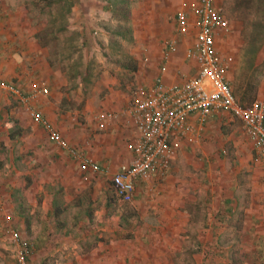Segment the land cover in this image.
<instances>
[{
    "label": "rangeland",
    "instance_id": "374dc122",
    "mask_svg": "<svg viewBox=\"0 0 264 264\" xmlns=\"http://www.w3.org/2000/svg\"><path fill=\"white\" fill-rule=\"evenodd\" d=\"M100 1L101 6L107 4L106 0ZM214 1L223 9L234 35L233 40L224 41L223 47L238 42L234 51H226L232 54L234 64L236 58L241 59V66L233 65L227 74L231 89L234 94L239 90L243 97L249 91V78L255 88L240 103L248 105L257 98L264 101V49L256 68L247 67L243 50L245 25L226 8L225 0ZM69 5L71 11L67 14ZM17 8L25 13L20 20L25 19L31 29L40 32L41 44L49 50L53 63L70 68L69 78L58 88L56 106L64 110L53 111L52 117L46 118L69 142L81 139L82 131L78 133L76 129L88 127L85 118L90 114V99H96L94 87L79 78V72L85 69L81 66L79 70L76 60L60 62L64 55L60 36L65 34L56 36L57 28L76 20L71 12L77 8V0H0V9L6 13ZM112 24L117 26L118 21ZM69 37L71 44L77 46V38ZM124 40L131 41L126 37ZM77 54L78 51L72 58H78ZM72 66L77 67L75 74ZM12 97L7 93L0 95V106L9 103L12 108L10 113L0 111V264H17L16 245L8 233L16 224L21 227L22 238L34 242L30 264H264V203L257 214L253 206L257 192L252 195L245 184L238 191H228L227 179L230 182L231 176L223 174L235 166L236 152L245 153L247 138L238 119L223 111L212 113L198 141L177 150L172 164L176 170L163 192L156 194L145 185L147 195L122 203L115 196L108 175L98 186L92 170L83 169L66 151L57 150L43 128ZM235 97L239 101V95ZM100 98L97 96V100ZM66 112L78 114L80 124L70 123ZM208 122H215L214 126L207 129ZM68 133L71 138L66 137ZM250 148L253 151L251 144ZM58 151L59 158L68 161L75 176L86 173L83 183L69 182L54 158ZM261 166L264 168V160ZM226 198L233 204L229 212H221L220 202ZM7 216L15 219V225L6 221ZM21 219L25 220L23 226ZM38 234L43 238L36 246Z\"/></svg>",
    "mask_w": 264,
    "mask_h": 264
},
{
    "label": "crops",
    "instance_id": "0c3cea01",
    "mask_svg": "<svg viewBox=\"0 0 264 264\" xmlns=\"http://www.w3.org/2000/svg\"><path fill=\"white\" fill-rule=\"evenodd\" d=\"M106 1L107 4L101 6L100 0H77V8H73L74 12H71L76 15V20L71 22L72 25L65 23L56 29L57 38L61 33L66 35H63V37L59 35L62 39L60 50L62 54L64 53L59 58L60 62L71 59L72 61L76 60L79 70L83 66L85 70L79 72V78L83 80L85 85L88 82H90L89 86L93 85V96H96L95 100L90 99L89 101V104L91 103L88 110L90 114L85 118L89 121L87 122V129H76L78 133L80 130L82 131L81 139L69 142L63 136V133L61 135L72 148L80 152L87 160V157H90L91 160L88 161L99 167L100 172L91 171V175L93 174L92 176L97 181L98 186H100V181L104 175L109 176L107 178H109L112 186L110 175L118 171L120 164L131 159V154L126 150V143L124 144V142H127L134 135V130L124 124L122 111L127 107L136 90L138 88H153L159 76L162 78L163 85L167 87L180 82L183 78L182 75L194 76L197 72L196 62L188 59V51L193 48L197 35L195 26L197 17L189 11V7L191 4H197V0ZM70 11L71 9H67L66 13L69 14ZM182 11L187 12L189 28L185 33L179 34L177 32L176 17ZM106 14L109 16L105 17ZM23 16H25L24 11L18 8L15 12L8 11L7 13L4 12V9H0V82L16 86L23 94H28L38 87H46L48 94L40 98L37 106L39 111L37 109L36 111L41 113V116L44 114V118L52 117L51 112L56 111L59 113L64 110L60 106H56V103H59L57 98L58 88L64 85L63 80L69 78L70 68L65 69L53 63L48 55L49 50L47 48L45 50L41 44L40 32L31 29L25 19L20 20V17ZM114 20L118 21L117 26L112 24ZM105 23H107L106 26ZM234 28L237 30V27ZM69 36L77 38V46L71 44L72 38ZM232 36H234L233 33L226 40H233L234 37L231 38ZM125 37L131 39L130 43L124 40ZM174 37L179 38L178 50L165 61V43ZM226 40H220L217 44V48L222 53H226L230 48L234 51L236 44H238L235 40V46H227V49L223 47ZM76 51H78V58H72ZM59 54L61 55V53ZM236 59L235 64L238 67L241 66V59ZM163 67H166L165 71H162ZM74 69H77V67L72 66V71L75 74ZM1 94H4V92L0 91ZM97 96L101 98L97 100ZM8 105L9 103L0 106V111H3L4 114L12 112V108ZM104 111L115 112L118 118L108 130L101 133L93 117ZM66 113L69 114L67 117L70 123L80 124L78 114ZM0 116L2 117V115ZM1 117L0 121L3 119ZM67 117L64 118L67 119ZM19 118L22 119L23 116ZM55 118H57V115ZM214 123L208 122L207 129L213 127ZM53 125L55 126V124ZM66 137H70L69 133L66 134ZM125 139L127 140L125 141ZM72 140L74 139L72 138ZM245 141L244 155L243 152L240 154L236 152L235 166L225 170L223 174L231 176L230 182L227 179L228 191H238L245 184L250 187L252 195L257 192L258 195L254 199L253 206L257 209L258 214V208L262 209L264 203V168L261 166V161L257 162L254 158L255 155H252L249 141L246 139ZM71 143L76 145L73 146ZM184 145L185 143H181L177 150L185 147ZM248 148L250 149L248 150ZM59 154H61L60 151L56 152L54 158L58 159L59 167L65 173L69 182L83 183V179H86L85 176H87L86 173L78 172L75 176L74 170L69 168L68 161L59 158ZM69 157L74 161L76 160L70 154ZM174 160H176V157ZM175 170V165H171L170 172L163 181L160 182L156 179L146 186L150 187L156 194H161L164 187L171 181V173ZM66 176L64 177L66 178ZM256 176L257 182L255 181ZM143 186L145 185L138 184L136 186V197L143 194L147 195L144 193ZM226 200L230 209L233 202H229L227 198ZM234 202L236 203V201ZM256 202H259L257 206ZM261 217L264 219V213ZM6 221H10L11 225L16 223L11 216H7ZM24 222L23 219L19 221L21 226ZM27 225L29 226L30 222ZM14 229H18V233L21 234V227H18L17 224ZM40 235L36 236V246L40 244L43 238ZM261 240H259V243H261Z\"/></svg>",
    "mask_w": 264,
    "mask_h": 264
},
{
    "label": "built area",
    "instance_id": "2783aa9c",
    "mask_svg": "<svg viewBox=\"0 0 264 264\" xmlns=\"http://www.w3.org/2000/svg\"><path fill=\"white\" fill-rule=\"evenodd\" d=\"M189 11L197 17L196 41L188 51V59L196 62V74L182 75L180 82L167 87L159 76L153 88H138L122 111L124 124L134 130V135L125 144L131 159L120 164L118 171L110 175L114 194L122 203L135 199L138 184L148 185L156 179L163 181L180 144L196 143L204 123L214 112L223 111L238 119L255 160H264V101L257 98L244 105L237 100L227 80L234 58L231 53H222L217 48L218 41L228 39L232 33L229 20L214 0H197V4L190 5ZM176 25L179 34L188 30L186 11L177 14ZM178 43L177 37L166 41L165 61L178 50ZM165 70L163 67L162 71ZM0 91L15 97L29 117L42 126L49 141L78 160L83 169L101 171L72 148L57 128L35 110L40 98L48 94L46 87L23 94L16 86L0 82ZM117 118V113L104 111L96 114L93 120L99 130L106 131ZM9 235L16 245L17 264H28L33 243L14 229L9 230Z\"/></svg>",
    "mask_w": 264,
    "mask_h": 264
},
{
    "label": "trees",
    "instance_id": "16d2710c",
    "mask_svg": "<svg viewBox=\"0 0 264 264\" xmlns=\"http://www.w3.org/2000/svg\"><path fill=\"white\" fill-rule=\"evenodd\" d=\"M47 2H48V4H50L51 1H47ZM47 2H46V4H47ZM119 2H121V1H119ZM224 3H225L226 8L231 11L230 13L233 16H235L237 18V20L242 21L243 25H245L246 34H245V42H244V47H243L244 57H245L244 61L246 64H248L247 67H249V68L255 67L256 68L257 63L259 61V54L264 49V0H225ZM67 9L70 10L71 5H69L67 7ZM248 81H247V84L249 86L248 87V90H249L248 93H252V90H253V88H255V85L251 84V80L249 78H248ZM235 92H236L235 93L236 95H239V98H240L239 102L245 100L248 97V95H247L248 93H245V95L242 97V96H240L239 90H236ZM242 104H244V103H242ZM35 110H36V108H35ZM10 139H12V138L10 137ZM226 201H227L226 199L221 201V205H220V210H222L221 212H223L224 210L227 212L230 211V209L228 208V202H226ZM10 229H12V228H10ZM10 229H8V230H10ZM14 230L17 231L16 229H14ZM8 233H9V231H8ZM28 262H29V259H28ZM28 264H30V263H28Z\"/></svg>",
    "mask_w": 264,
    "mask_h": 264
}]
</instances>
